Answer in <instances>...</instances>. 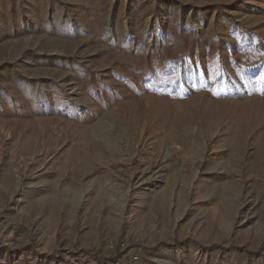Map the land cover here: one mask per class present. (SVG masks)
Instances as JSON below:
<instances>
[{
	"label": "rangeland",
	"instance_id": "rangeland-1",
	"mask_svg": "<svg viewBox=\"0 0 264 264\" xmlns=\"http://www.w3.org/2000/svg\"><path fill=\"white\" fill-rule=\"evenodd\" d=\"M0 264H264V0H0Z\"/></svg>",
	"mask_w": 264,
	"mask_h": 264
}]
</instances>
